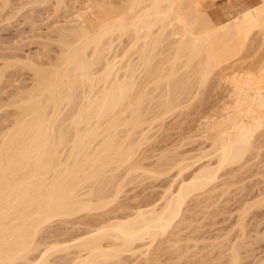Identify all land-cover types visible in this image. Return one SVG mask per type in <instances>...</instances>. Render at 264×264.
<instances>
[{
    "label": "bare ground",
    "instance_id": "1",
    "mask_svg": "<svg viewBox=\"0 0 264 264\" xmlns=\"http://www.w3.org/2000/svg\"><path fill=\"white\" fill-rule=\"evenodd\" d=\"M196 2L121 0L114 7L99 6L94 20L84 14L79 28L57 36L61 57L54 65H22L32 72L30 88L12 101V128L0 137V264H54L53 255L62 254L64 260L71 250L70 264H121L129 254L147 258L156 239L161 241L160 236L184 219L189 198L210 195L220 171H240L249 156L254 157L256 134L264 128V63L256 74L239 69L227 79L230 91L224 116L214 123L208 120L202 133L210 148L209 153L200 151L198 159L210 156L207 164L178 178L177 188L169 187L160 203L135 207L112 222L100 219L78 237L61 242L57 235L56 243L47 241L58 221L99 211L106 216L103 211L122 194L124 184H118L120 176L114 173L123 168L132 174L139 168L131 136L143 124L149 95L148 99L157 94L163 112L177 110L182 94L195 85L203 87L213 70L237 55L250 35H264V0L218 26L200 15ZM122 38L130 45L119 57L114 44ZM121 128L127 137H122ZM145 134H140L142 141ZM176 157L173 164L181 176L194 162ZM159 170L156 167L149 175L156 176ZM233 255L231 264L237 262Z\"/></svg>",
    "mask_w": 264,
    "mask_h": 264
},
{
    "label": "rangeland",
    "instance_id": "2",
    "mask_svg": "<svg viewBox=\"0 0 264 264\" xmlns=\"http://www.w3.org/2000/svg\"><path fill=\"white\" fill-rule=\"evenodd\" d=\"M1 1L0 137L12 128V117L15 112L12 101H16V97L23 96L21 94L30 88L33 75L31 71L23 68L24 64L31 62L41 68L54 65L61 57V49L57 42V36L60 33L71 31L76 27L79 28L83 23L81 16L83 17L84 14L85 17L87 16L86 18L94 20L99 6L106 9V7L121 4V0H62V2L61 0H7V3ZM195 1H197L200 15L203 16L204 13L213 25L218 26L247 9L249 5H246V2L256 5L261 0ZM250 39H248L247 44L243 45L244 49L242 47L240 51L238 50L239 54L237 53L234 57L226 59L225 62L223 61L220 66L213 70L209 77L210 80L208 79L203 87L197 88L195 85L192 91L182 94V99L186 101H180L182 106L180 104L177 110L174 109L169 113L165 110L163 112L160 103L162 101L157 99V94L155 93L154 96L151 94L153 96V98H150L151 100L148 99L151 97L149 95L147 97V100L150 101V103L147 102L149 109L144 107V104L141 115L142 118L145 113V119L142 118L145 121H143L144 125L142 124L141 128L133 132V136L130 133L132 130L129 127L127 128L132 140L135 141V149L137 148L138 152L135 166H139V168L132 174H125L127 172L124 173L125 169L123 171V168H121L122 171L118 169L120 173L118 171L114 173L118 178L120 176L121 182L118 184L121 187L124 184L122 188L124 190H121L122 194L119 193L120 195L117 199H114L115 201L110 200L113 204L103 211L106 216L102 215V211H99L88 214L89 216L85 213H83L84 215L78 214L75 217L71 216L67 218L69 221L65 219L66 222L63 223L58 221V224L56 223L51 229V234L53 231L57 234L54 232L53 237L50 236L47 241L56 243L57 241L62 242L65 238L69 240L71 239L69 237L80 236L86 230L91 229V226L103 222L104 219L107 222L108 220L112 222L122 215L132 213L135 207L150 204L154 206L161 202L164 192L169 187L172 188L171 190L177 188L178 178L182 179L184 176L186 178L199 164H207V159L210 156L201 160L198 159L201 158V152H208L210 148V141L206 140V136H202V133L205 135L204 130L207 129L206 125L209 122L214 123V121L222 119L221 115L224 116V109L227 108L229 102L227 96H229L228 92L230 91L227 79L235 71L238 74L239 69L240 72L245 71L246 73L256 74L258 68L264 63V35L262 36V32L260 34L259 32L258 34L254 33L252 36L250 35ZM127 44V40L124 39L115 42V51L119 57L127 51L125 49ZM133 58H135L134 55ZM130 59H132V55ZM150 111L152 113L148 115ZM122 129L124 128H121V135L125 138L128 132ZM144 133H146L147 139L142 141L140 134L142 136ZM262 134H264L263 127L256 134V137H258H255V142H257V150L255 151L257 154L254 152V157L251 154V157L249 156L250 160L248 159L242 169H239L242 171L244 168L243 173L237 171L238 169L235 172L234 170L227 171L228 168H226L225 172H219L221 178H219V183L213 188L210 195L208 194L210 198L202 193L205 197L200 194V196H196V198L198 197L197 200L193 196L190 201H188L190 198L187 200L184 217H182L184 219L178 220V223L167 233L168 235L165 234V237L160 236L161 241H158L157 238V243L154 242L152 250H150V253L153 252L154 257L150 253L144 259L143 256L138 257V254L133 256L129 254V256H123L124 263L148 264L145 259L150 257L149 264H231L233 262L232 255L237 253V255H233L234 258L237 257V260H235L237 262H234V264H264V135ZM258 141L260 146H258ZM179 156L182 159L192 157L188 159L189 162H194V164L195 161L197 162L195 165L191 163L193 167H187V171L181 173V176L177 173L179 167L176 168L173 164L176 162L175 157L179 158ZM164 160L173 162L169 161L168 164H170H167L166 167L164 165L167 162ZM188 160L187 163H189ZM156 167L157 171L162 167L159 170L161 173H158L160 175L155 176L151 173L154 177L150 176L149 171L155 170ZM167 168L169 169L167 170ZM162 169L165 171L162 172ZM171 169L173 170L171 171ZM121 174L123 177H121ZM126 175H129V178ZM138 175L139 177H137ZM57 226L59 228H56ZM65 229L67 232H65ZM57 235L59 238H57ZM50 238L55 240H50ZM140 244L136 243L135 246ZM233 247H235V250ZM232 252L234 253L232 254ZM71 253H73L72 250ZM71 253L68 257L65 255L66 259L64 260V255L60 254L62 256L60 257V255L55 254L51 260L54 262L56 257V260L60 257L61 261L59 259L55 260L54 264H58V262L62 264L64 261V263L70 264L71 261L69 262L68 259H72L73 255ZM123 261L121 264H124Z\"/></svg>",
    "mask_w": 264,
    "mask_h": 264
},
{
    "label": "crops",
    "instance_id": "3",
    "mask_svg": "<svg viewBox=\"0 0 264 264\" xmlns=\"http://www.w3.org/2000/svg\"><path fill=\"white\" fill-rule=\"evenodd\" d=\"M245 4H246V5H249V4L251 5V3H250V2H249V3H247V2H246ZM246 5H245V6H246ZM252 5H254V4H252Z\"/></svg>",
    "mask_w": 264,
    "mask_h": 264
}]
</instances>
